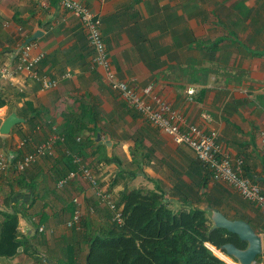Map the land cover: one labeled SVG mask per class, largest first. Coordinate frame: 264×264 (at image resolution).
I'll return each mask as SVG.
<instances>
[{
	"label": "crops",
	"instance_id": "crops-1",
	"mask_svg": "<svg viewBox=\"0 0 264 264\" xmlns=\"http://www.w3.org/2000/svg\"><path fill=\"white\" fill-rule=\"evenodd\" d=\"M80 1L101 20L117 78L134 89L152 85L153 95L187 124L217 132L222 149L242 158L245 175L264 190V0L244 3L251 10L244 21L238 0ZM36 32L31 55L43 54L37 71L57 81L55 88L42 89L25 72L2 75ZM0 102V126L12 113L22 120L0 134V153L20 157L56 137L53 155L23 172L21 187L13 169L0 174V211L22 213L18 230L31 245L0 264H86L81 235L105 228L109 209L96 206L82 180L57 187L68 170L66 147L78 144L77 153L116 206L122 191L136 189L159 193L172 210L217 209L206 204L215 201L228 219H246L264 244V216L213 183L189 147L175 144L107 86L78 20L58 0H0ZM67 130L78 131L75 144L57 140ZM75 209L82 213L79 230L66 227Z\"/></svg>",
	"mask_w": 264,
	"mask_h": 264
},
{
	"label": "trees",
	"instance_id": "trees-1",
	"mask_svg": "<svg viewBox=\"0 0 264 264\" xmlns=\"http://www.w3.org/2000/svg\"><path fill=\"white\" fill-rule=\"evenodd\" d=\"M246 1L238 0L237 2V8L243 9V21L250 16L251 11L244 6ZM262 8L264 9V5ZM259 19L260 15H256L253 20L259 22ZM3 105L4 102H0V108ZM77 136L78 131L67 130L60 138L69 146L70 140L75 144ZM81 145H75L73 148L66 147L69 152L66 154L67 172L76 169L72 155H79ZM11 154L17 159L18 156L16 157L15 153ZM13 163L14 161H10L9 167H6L5 171H0L1 176L5 175L4 173H7L9 169L17 173ZM17 176V184L21 187V183L26 179L23 177V172L18 173ZM76 180L79 181V178L66 185ZM28 190L30 191L29 188ZM95 200L96 206L100 205L96 198ZM206 204L209 208L220 209L215 201H208ZM116 207L121 208L120 223L112 221V213L108 210L106 211L108 225L105 228L95 235L90 233L81 235L82 240L88 243L86 264H236L218 251L219 247L225 243H232L239 249L246 247V243L224 229L211 230L212 223L206 210L187 205L183 209L172 210L168 208L162 195L151 190L122 191ZM92 210L95 212L96 208L92 207ZM97 214L101 216L102 212ZM20 216L22 213L15 208L11 213L0 211V260L12 259L20 249L26 252L31 248L26 236L23 237L18 230ZM258 218L261 220L260 217ZM229 219L249 223L238 215ZM84 222L89 223L86 220L83 221V225ZM254 230L259 233L256 229ZM207 244L215 248L212 250L218 258L206 246ZM71 251L73 253V250ZM260 263L264 264V259L258 256L255 264Z\"/></svg>",
	"mask_w": 264,
	"mask_h": 264
},
{
	"label": "built area",
	"instance_id": "built-area-1",
	"mask_svg": "<svg viewBox=\"0 0 264 264\" xmlns=\"http://www.w3.org/2000/svg\"><path fill=\"white\" fill-rule=\"evenodd\" d=\"M46 3L47 0H40ZM60 6L74 16L85 33L88 46L93 51V62L103 72L107 86L127 104V106L148 121L152 126L168 135L177 145H185L194 153L196 159L208 171L212 182L220 183L238 194L243 200L253 204L264 215V190L249 178L245 177L243 171V160L232 158L217 141L218 133L206 132L196 125L187 124L185 117L178 110L158 99L152 92V85L141 89H134L125 80L117 78L113 69L107 49L101 33V20L86 7L80 0H58ZM32 44L21 46L14 68H4L2 75L12 76L17 72H25L26 75L41 84L43 89L55 88L57 81L41 76L37 71V65L42 60L43 54L31 55ZM68 76V74L63 77ZM191 94L192 90H188ZM261 144L264 147V132L261 134ZM56 137L48 139L37 145L33 150L15 159L14 155L0 154V171H5L10 161H14V169L23 172L29 169L39 158L53 155ZM72 161L76 169L69 171L57 182L62 188L69 181L80 178L93 190L95 198L101 205H105L112 212V221L121 222V210L111 201L110 195L98 183L94 173L82 162L77 155H72ZM82 213L75 209L66 227L75 230L80 229ZM42 231V227L39 229Z\"/></svg>",
	"mask_w": 264,
	"mask_h": 264
},
{
	"label": "water",
	"instance_id": "water-1",
	"mask_svg": "<svg viewBox=\"0 0 264 264\" xmlns=\"http://www.w3.org/2000/svg\"><path fill=\"white\" fill-rule=\"evenodd\" d=\"M37 35L38 32L34 33L33 36L26 39L21 46L32 42ZM20 122H22V120L14 113L10 114L1 123L0 134L3 136L8 135L12 127ZM207 211L212 223L211 230L224 229L236 235L240 241L246 243L244 249H239L232 243H225L219 247L218 251L239 264H255L256 257L260 256L263 252L264 244L262 243L261 237L251 225L243 220L228 219L217 209H208ZM212 248L211 246L209 247L213 252Z\"/></svg>",
	"mask_w": 264,
	"mask_h": 264
},
{
	"label": "clouds",
	"instance_id": "clouds-1",
	"mask_svg": "<svg viewBox=\"0 0 264 264\" xmlns=\"http://www.w3.org/2000/svg\"><path fill=\"white\" fill-rule=\"evenodd\" d=\"M28 44H29V43H28ZM30 44H31V42H30ZM20 47H21V46H20ZM19 49H20V48H19ZM19 49H18V51H19ZM18 51H17L16 57H15V63H16V59H17V55H18ZM40 85H41V84H40ZM42 89H43V88H42ZM189 90H190V89H189ZM191 90H192V89H191ZM187 92H188V91H187ZM192 93H193V90H192ZM192 93H191V94H192ZM188 94H189V93H188ZM172 109H173V108H172ZM47 139H48V138H47ZM57 140H61V141H62V139H60L59 137L57 138ZM43 141H45V140H43ZM43 141H42V142H43ZM217 141H218V140H217ZM42 142H41V143H42ZM39 144H40V143H39ZM39 144H37V145H39ZM54 144H55V143H54ZM37 145H36V146H37ZM36 146H35V147H36ZM262 146H263V145H262ZM263 149H264V147H263ZM32 150H33V149H32ZM0 154L6 155V154H4V153H0ZM26 154H28V153H26ZM68 154H69V152H68ZM8 155H10V154H7V156H8ZM12 155H13V154H12ZM23 155H25V154H23ZM23 155H22V156H23ZM22 156H20V157H22ZM47 156H50V155H47ZM51 156H52V155H51ZM14 157H15V156H14ZM20 157H17V158H20ZM44 157H46V156H44ZM44 157H41V158H39L38 160H40V159H42V158H44ZM78 157H80V156L78 155ZM80 158H81V157H80ZM238 158H239V157H238ZM241 159H242V158H241ZM38 160H37V161H38ZM81 160H82V158H81ZM242 160H243V159H242ZM37 161H36V162H37ZM36 162H35V163H36ZM82 162L84 163L83 160H82ZM35 163H34V164H35ZM34 164H33V165H34ZM84 164H85V163H84ZM33 165H32V166H33ZM85 165H86V164H85ZM201 165H202V164H201ZM32 166H31V167H32ZM75 166H76V165H75ZM86 166H87V165H86ZM7 167H9V166H7ZM31 167H30V168H31ZM87 167H88V166H87ZM30 168H29V169H30ZM88 168H89V167H88ZM27 170H28V169H27ZM25 171H26V170H25ZM25 171H23V172H25ZM243 171H244V161H243ZM16 172H17V173H22V172H18V171H16ZM67 173H68V172H67ZM67 173H66V174H67ZM244 175H245V173H244ZM245 177H247V176L245 175ZM209 178H210V177H209ZM247 178H248V177H247ZM75 179H76V178H75ZM73 180H74V179H73ZM79 180H81V179L79 178ZM97 180H98V178H97ZM210 180H211V179H210ZM250 180H251V179H250ZM71 181H72V180H71ZM251 181H252V180H251ZM69 182H70V181H69ZM252 182H253V181H252ZM98 183H99V181H98ZM213 183H214V182H213ZM254 183H255V182H254ZM218 184H220V183H218ZM65 185H66V184H65ZM65 185H64V186H65ZM99 185H100V183H99ZM100 186H101V185H100ZM57 187H58V186H57ZM101 187H102V186H101ZM58 188H59V187H58ZM232 192H233V191H232ZM233 193H234V192H233ZM235 194H236V193H235ZM237 195H238V194H237ZM238 196H239V195H238ZM239 197H240V196H239ZM240 198H241V197H240ZM248 203H249V202H248ZM250 204H251V203H250ZM251 205H253V204H251ZM115 206H116V205H115ZM253 206H254V205H253ZM254 207H255V206H254ZM255 208H256V207H255ZM118 209H119V208H118ZM256 209H257V208H256ZM109 210H110V209H109ZM120 210H121V209H120ZM257 210H258V209H257ZM258 211H259V210H258ZM259 212H260V211H259ZM111 213H112V212H111ZM260 213H261V212H260ZM261 214H262V213H261ZM262 215H263V214H262ZM263 216H264V215H263ZM80 222H81V221H80ZM68 229H69V228H68ZM72 229H74V228H72ZM74 230H75V229H74ZM206 246H207L208 248L210 247V245H208V244H207ZM211 247H212V246H211ZM213 248H214V247H213ZM216 250H217V249H216ZM263 251H264V250H263ZM212 253H213V252H212ZM220 260H221V259H220ZM231 260H232V259H231ZM233 261H235V260H233ZM223 262H224V261H223ZM235 262H236V261H235ZM226 264H227V263H226Z\"/></svg>",
	"mask_w": 264,
	"mask_h": 264
},
{
	"label": "rangeland",
	"instance_id": "rangeland-1",
	"mask_svg": "<svg viewBox=\"0 0 264 264\" xmlns=\"http://www.w3.org/2000/svg\"><path fill=\"white\" fill-rule=\"evenodd\" d=\"M239 10H242V7L238 8ZM263 242H264V237H263ZM263 250H264V247H263ZM214 254V253H213ZM215 255V254H214ZM216 256V255H215ZM262 257V259H264V251L262 252V254L260 255ZM217 257V256H216ZM218 258V257H217ZM220 259V258H219ZM231 260V259H230ZM233 261V260H232ZM234 263L238 264L237 262L233 261ZM260 264H263V263H260Z\"/></svg>",
	"mask_w": 264,
	"mask_h": 264
},
{
	"label": "bare ground",
	"instance_id": "bare-ground-1",
	"mask_svg": "<svg viewBox=\"0 0 264 264\" xmlns=\"http://www.w3.org/2000/svg\"><path fill=\"white\" fill-rule=\"evenodd\" d=\"M224 255V254H223ZM228 258V257H227ZM239 264V263H238Z\"/></svg>",
	"mask_w": 264,
	"mask_h": 264
}]
</instances>
